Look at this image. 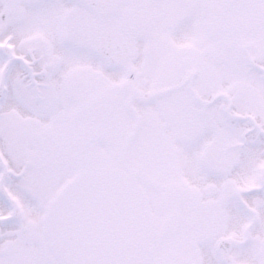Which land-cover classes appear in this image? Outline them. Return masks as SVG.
Returning a JSON list of instances; mask_svg holds the SVG:
<instances>
[{
	"label": "snow or ice",
	"instance_id": "1",
	"mask_svg": "<svg viewBox=\"0 0 264 264\" xmlns=\"http://www.w3.org/2000/svg\"><path fill=\"white\" fill-rule=\"evenodd\" d=\"M0 264H264V0H0Z\"/></svg>",
	"mask_w": 264,
	"mask_h": 264
}]
</instances>
